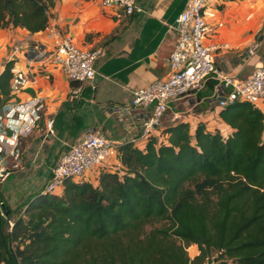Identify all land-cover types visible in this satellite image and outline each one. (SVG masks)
<instances>
[{
	"label": "trees",
	"instance_id": "obj_1",
	"mask_svg": "<svg viewBox=\"0 0 264 264\" xmlns=\"http://www.w3.org/2000/svg\"><path fill=\"white\" fill-rule=\"evenodd\" d=\"M56 1L0 0V29L43 31ZM220 115L227 134L181 121L144 150L124 142V173L102 169L96 185L68 180L18 209L0 193V264H264V113L235 100Z\"/></svg>",
	"mask_w": 264,
	"mask_h": 264
},
{
	"label": "crops",
	"instance_id": "obj_2",
	"mask_svg": "<svg viewBox=\"0 0 264 264\" xmlns=\"http://www.w3.org/2000/svg\"><path fill=\"white\" fill-rule=\"evenodd\" d=\"M186 3L187 0H140L141 12L125 14L117 7L105 8L100 0H57L49 12L48 26L70 34L84 48L102 47L106 52L96 62L95 79L81 84L77 95L73 93V81L51 63L53 45L46 29L36 33L22 27L0 29V76L8 62L12 74L10 79L6 75L0 79V114L9 104L37 99L43 105L40 128L19 140L27 157L26 166L45 167L41 191L65 150L62 148L77 142L89 128L101 129L121 144L131 141L140 149L146 148L149 139H141L142 120L152 107L137 109L133 117L122 119L112 116L109 110L114 105L131 103L135 89L169 74V58L178 38L175 22ZM205 13L211 28L208 41L228 45L216 52L219 69L246 79L264 63V0H211ZM16 47L21 51L15 52ZM16 72L28 78L18 91L11 86ZM218 84L211 78L199 92L173 102L168 109L172 110V122L162 124L154 137L164 140V128L181 121L189 123L193 131L203 123L212 132L220 129L227 134L229 129L220 115L224 107L219 104ZM66 102L73 103V108H64ZM74 114L82 117V126L73 128L65 123L62 130L60 120H69ZM48 120L54 121L52 133L46 128ZM20 167L0 184L1 194L7 181L24 170L22 160Z\"/></svg>",
	"mask_w": 264,
	"mask_h": 264
},
{
	"label": "built area",
	"instance_id": "obj_3",
	"mask_svg": "<svg viewBox=\"0 0 264 264\" xmlns=\"http://www.w3.org/2000/svg\"><path fill=\"white\" fill-rule=\"evenodd\" d=\"M210 1L187 0L185 8L177 17L175 29L178 38L169 58V74L135 89L131 103L110 108L112 116L122 119L124 116L133 117L137 109L152 107L151 113L142 120L141 139L154 137L155 133L160 131L171 104L189 94L199 92L211 78L219 82L216 92L220 96V106L241 100L253 104L264 113V63L257 66L246 79L228 75L219 69L216 52L228 45L208 41L211 28L205 12ZM100 2L105 8L117 7L125 14L142 11L140 0ZM46 30L53 45L51 63L69 80L77 83L73 92L77 95L81 91V84L95 79L96 62L106 55L105 49L84 48L76 44L70 34L62 33L53 26H48ZM17 51H21L20 47H16L15 52ZM14 56L16 55L10 57L11 60ZM27 82L25 74L16 72L12 78V89L18 91ZM92 87L95 88L94 85ZM42 107L39 100L33 99L27 103L9 104L0 114V184L20 166V137L39 128ZM53 122L46 121L47 131L51 133ZM120 146L119 141L107 137L101 129H87L82 138L65 148L52 166L44 192L61 194L68 180L97 181L102 169L123 174L124 166L119 159ZM2 205L3 202L0 201V213L4 216ZM9 222L12 227L13 222ZM203 264H211V261Z\"/></svg>",
	"mask_w": 264,
	"mask_h": 264
},
{
	"label": "rangeland",
	"instance_id": "obj_4",
	"mask_svg": "<svg viewBox=\"0 0 264 264\" xmlns=\"http://www.w3.org/2000/svg\"><path fill=\"white\" fill-rule=\"evenodd\" d=\"M171 111L172 110H169L167 115L164 117L163 122H162L163 125L169 124L172 122V120H171L172 112ZM60 126H62V125L60 124ZM69 144H72V143H69ZM19 147H20V145H19ZM21 147H20V152H21L22 165H24L25 168H24V170H22L21 173H19L17 175H13L7 181L6 185H4V189H5L4 193H6V194L2 193L3 194V200L5 201L6 205L8 207H10L11 209H18L20 206L23 207L26 204V202L29 200L30 197L41 192V186L45 181L44 180V178H45V174H44L45 167H42V168L39 167L37 169H34L35 167L28 166V165L26 166L27 157H25V155L23 153L24 149ZM65 147H67V146H64L62 148V150H64ZM60 152H61V150H60ZM60 152H59V154H60ZM59 154H58V156H59ZM56 156H57V154H56ZM39 159H40V157H39ZM38 161H39V163L41 162L40 160H38ZM20 168L21 167L19 166V169ZM91 178H93V176ZM92 180H95V179H92ZM44 185H45V183H44ZM43 188H44V186H42V189ZM0 193H1V191H0ZM2 209L4 210L3 205H2ZM164 225H165L164 222H156L155 223V226H157V227H162ZM148 228L150 229V227H148ZM187 251H188L190 257H194L199 253L198 247L194 246V245H191L190 247H188ZM216 257H217L216 253H214L211 257L213 264H215L214 262H215Z\"/></svg>",
	"mask_w": 264,
	"mask_h": 264
}]
</instances>
